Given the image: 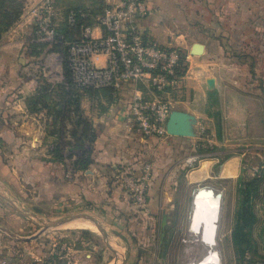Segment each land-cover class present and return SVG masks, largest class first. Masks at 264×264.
Instances as JSON below:
<instances>
[{"label": "crops", "instance_id": "0c3cea01", "mask_svg": "<svg viewBox=\"0 0 264 264\" xmlns=\"http://www.w3.org/2000/svg\"><path fill=\"white\" fill-rule=\"evenodd\" d=\"M22 1L20 20L0 35V220L17 225L12 226V234L34 214L66 205L116 218L115 225L135 232L144 211L133 203L121 173L139 174L151 166L146 211L163 216L169 206L174 207L181 182L207 178L220 154H232L220 173L232 167L233 177L227 179H237L246 155L238 147L264 143V134L253 130L259 123L250 106L260 87L256 72L264 71V0H144L149 12L139 23L140 30L158 44L185 51L187 73L182 87L168 97L172 112L191 117L192 135L143 137L131 132L127 109L142 85H127L118 94L82 92V114L95 136L87 170L75 165L82 154L60 158L56 154L57 146L62 147L53 120L61 115V104L50 94L40 97V82L34 79L38 67L33 63V36L43 0ZM120 1L54 0L56 23L64 28L71 10L93 14ZM102 36L101 27L93 25V37ZM197 46L200 55L195 54ZM96 62L105 66L106 57ZM208 150L212 153H201ZM198 153L204 160L193 169ZM261 188L263 202L254 226L264 249V185ZM120 240L131 251L130 239L122 235ZM121 255L126 264L128 251Z\"/></svg>", "mask_w": 264, "mask_h": 264}, {"label": "rangeland", "instance_id": "374dc122", "mask_svg": "<svg viewBox=\"0 0 264 264\" xmlns=\"http://www.w3.org/2000/svg\"><path fill=\"white\" fill-rule=\"evenodd\" d=\"M99 13L100 11L93 15ZM34 44L36 53L33 63L38 67L34 72V79L40 82V91L47 87L50 96L54 97L55 102L61 104L60 109H63L67 91L65 48L61 43L42 45L34 42ZM256 73L260 87L258 97L253 96L250 106L259 123L253 130L256 134L263 135L264 71ZM55 106L52 108L55 109ZM59 117L54 118L53 128L57 130L59 137L57 143L61 144L62 148H59L62 149V155L71 157L73 154L86 153L91 147L89 142H86L84 149L76 153L72 151L74 140L71 135L74 124L69 117L65 121ZM257 145L258 149L252 150ZM240 149L241 151L243 149L246 155L241 162L239 178L227 179L233 177L232 167L225 168L220 173L221 166L232 155L220 154L217 165L212 167L207 178L200 182L186 184L185 181L179 184L183 187L176 194L174 207L172 206L171 209L169 206L168 213L163 216L153 215L146 211L147 207L139 208L145 215L142 214L141 219L134 226L135 232H129L125 225L122 228L115 225L118 224L116 218L109 220L101 214L70 209L67 205L63 207L64 211L61 206L60 208L53 206L44 214L42 212L34 214L28 224H20L18 232L14 234H12V226L15 228L17 225L11 226V223L0 220V226L3 227L0 231V262L1 264H123L121 251L126 250L128 251L126 257L130 259L126 264H264V249H261L260 241L257 240L259 237L255 232V224L259 223L256 212L258 213L263 202L260 198L252 201L257 222L248 229L245 237L247 243L239 244L236 240L238 226L242 223L238 219L243 205L240 195L241 183L259 176L264 178V143L245 144L244 147H238V150ZM210 152L211 150L201 153L207 155ZM238 153L243 155L241 152ZM256 153L260 155L256 156ZM200 155V153L196 154L193 169L204 160L202 157H197ZM69 168L73 174L72 165ZM215 201H218L216 210L213 209L216 206ZM75 216L90 218L74 219L49 230L44 229L51 223ZM72 222L74 223L71 224ZM122 235L130 239L131 251L129 246L125 247L121 242ZM27 241L32 245H26Z\"/></svg>", "mask_w": 264, "mask_h": 264}, {"label": "built area", "instance_id": "2783aa9c", "mask_svg": "<svg viewBox=\"0 0 264 264\" xmlns=\"http://www.w3.org/2000/svg\"><path fill=\"white\" fill-rule=\"evenodd\" d=\"M148 12L144 0H121L97 15L71 10L68 26H76L79 18H89L93 24L82 26L77 41L61 44L67 48L65 62L76 88H111L118 94L127 85H142L143 89L135 91L128 105V128L143 137H163L168 134L167 122L172 112L168 96L182 87L187 57L184 50L158 44L140 30L139 23ZM56 16L54 0H43L36 17L34 42L60 43ZM93 25L101 27V38L93 37ZM100 56L106 57L105 66L97 64ZM120 176L136 207H147L151 166L146 165L139 174L123 172Z\"/></svg>", "mask_w": 264, "mask_h": 264}, {"label": "trees", "instance_id": "16d2710c", "mask_svg": "<svg viewBox=\"0 0 264 264\" xmlns=\"http://www.w3.org/2000/svg\"><path fill=\"white\" fill-rule=\"evenodd\" d=\"M10 5V6H8ZM11 7V8H10ZM24 10V2L22 0H0V35L7 31L11 26L17 23ZM74 11L79 12V9H75ZM102 12V11H101ZM100 12V13H101ZM91 25L93 22L88 19L79 18L78 24L76 26L70 27L66 24L64 28L58 30L60 36V43L62 42H75L81 37L82 26L83 25ZM65 53L66 52V47ZM67 69V82L65 83L66 97L65 102L63 103L64 108L59 111L61 114V119L66 120L68 117L74 124V131L71 135L74 144L73 148L84 149L86 142H89L91 145L94 142V133L92 131V126L90 122L84 118L80 106L81 95L82 92H94L99 90L94 89H84L80 90L76 88V86L72 82V76L69 71V68L66 64ZM46 90V91H45ZM48 88H43L40 92V97H46L49 95ZM111 91L115 94L114 90L111 88L101 89ZM57 156L62 157V151L57 146L55 150ZM91 148L78 160L76 161V168L81 170H87L89 165L91 164ZM58 158V157H57ZM263 176H259L258 178L251 179L248 182H242L240 187V195L243 200V205L240 208L238 219L242 222L237 229L236 232V240L239 244L247 243L245 242V237L247 236L248 229H251L254 224L257 222V217L255 214V208L252 204L253 200H257L261 195V185L263 183Z\"/></svg>", "mask_w": 264, "mask_h": 264}, {"label": "water", "instance_id": "95a60500", "mask_svg": "<svg viewBox=\"0 0 264 264\" xmlns=\"http://www.w3.org/2000/svg\"><path fill=\"white\" fill-rule=\"evenodd\" d=\"M202 52L199 50L197 46V50L195 52L196 55H200ZM191 117L185 113L173 111L171 112L168 122H167V133L171 136H181V137H189L192 135L191 133ZM87 216H75L63 219L56 223H51L44 227L45 230H49L51 228L60 226L70 220L85 218ZM90 218V217H87Z\"/></svg>", "mask_w": 264, "mask_h": 264}, {"label": "bare ground", "instance_id": "6f19581e", "mask_svg": "<svg viewBox=\"0 0 264 264\" xmlns=\"http://www.w3.org/2000/svg\"><path fill=\"white\" fill-rule=\"evenodd\" d=\"M209 190V189H208ZM204 191L205 190H203V193H204ZM211 191V190H210ZM210 191H209V193H210ZM211 192H213V190L211 191ZM202 193V192H201ZM202 193V194H203ZM206 193V192H205ZM216 193V192H215ZM223 194V193H222ZM199 195V194H198ZM211 195V194H210ZM214 195V194H213ZM204 196V195H203ZM213 197V196H212ZM195 198V197H194ZM198 198H200L199 196H198ZM215 198V197H214ZM222 198V197H221ZM212 199V198H211ZM221 200V199H220ZM219 201V200H218ZM218 201H215V203H216V206L213 208L214 210H216V208L218 207ZM208 202V201H207ZM221 202H222V200H221ZM206 203V202H205ZM202 205V204H201ZM221 208H222V205H221ZM194 211V210H193ZM217 219V218H216ZM218 221V220H217ZM74 222H72L71 224H73ZM212 226H213V224H212ZM213 227H215L216 228V226H213ZM217 228H218V226H217ZM210 230V229H209ZM205 231V230H204ZM212 231V230H211ZM202 232V231H201ZM208 232V231H207ZM203 233V232H202ZM201 233V234H202ZM213 233V232H212ZM215 234H216V232H215ZM198 235V234H197ZM203 235V234H202ZM197 237V236H196ZM199 237V236H198ZM209 237V236H208ZM206 238V237H205ZM199 239H200V237H199ZM198 239V240H199ZM213 239V238H212ZM201 240V239H200ZM203 242V241H202ZM204 243V242H203ZM211 245H212V243H211ZM214 247V246H213ZM214 249V248H213ZM215 253V252H214ZM215 255H216V253H215ZM217 260V259H216ZM213 261V260H212ZM219 261V260H218ZM217 262V261H216ZM210 263H212V262H210Z\"/></svg>", "mask_w": 264, "mask_h": 264}]
</instances>
